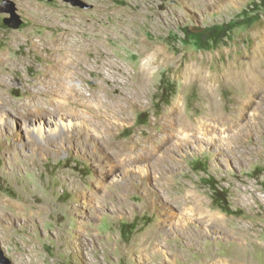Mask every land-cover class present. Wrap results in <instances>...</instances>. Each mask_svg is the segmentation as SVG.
<instances>
[{
    "label": "rangeland",
    "instance_id": "rangeland-1",
    "mask_svg": "<svg viewBox=\"0 0 264 264\" xmlns=\"http://www.w3.org/2000/svg\"><path fill=\"white\" fill-rule=\"evenodd\" d=\"M4 1L0 248L12 264H264V0H9L17 27ZM81 17L108 28L101 47L80 30L83 69L53 42ZM143 49L158 62L138 100L97 61L113 53L130 74ZM75 70L76 93L105 103L66 100ZM194 70L229 119L176 136L164 125L171 108L188 123L209 118ZM119 93L128 111L114 116Z\"/></svg>",
    "mask_w": 264,
    "mask_h": 264
},
{
    "label": "bare ground",
    "instance_id": "bare-ground-1",
    "mask_svg": "<svg viewBox=\"0 0 264 264\" xmlns=\"http://www.w3.org/2000/svg\"><path fill=\"white\" fill-rule=\"evenodd\" d=\"M43 10V9H42ZM41 10V11H42ZM71 13V12H70ZM87 13V12H86ZM72 14V13H71ZM92 20V19H91ZM72 21H74V24H69L66 28H64V33H62V35H60L58 38H56V40H54L53 42H59L61 41L62 44H65V47H67L69 45V49L70 51H66L65 49V55L66 56H70L69 61L66 60V64H69V62L72 64H76L78 67L80 68H85V64L88 62L87 58H83L82 55L84 54V50H85V37L83 36V38L85 40H82V38H80L79 34H84L83 32H81V29H85V28H90L92 29V37L93 40H95V45L93 46H99L101 47V45H104V41L102 40V34L103 31L108 29L106 26H101L100 28H97L96 24H94L93 22L90 24L87 20H83V18L81 17V19H73ZM79 28H78V27ZM88 35V34H86ZM85 35V36H86ZM91 37V35H90ZM145 44V43H144ZM91 46V44H90ZM145 45H142L141 47H144ZM146 48V47H145ZM149 49V48H148ZM63 50V51H64ZM91 50V49H90ZM151 50V49H150ZM62 51V50H61ZM262 51V50H261ZM64 53V52H63ZM91 53V52H90ZM140 56L142 58V64L140 65V67L138 68V70H136V72H131L130 74L127 73V71L120 66L119 62L117 63L114 59H113V53L111 54H107L104 57V60H98L97 63L101 64V66H105V67H109L110 69H113L115 71H118L119 73L122 74L123 79H125V83H124V87H132V89H136L135 93L132 94L133 99H138L141 100L142 98H144L145 96H147L149 94V79H150V75L153 71V67L155 66V63L157 61L156 58V53L154 54H149L147 49H143L140 52ZM89 57H91V54L87 53ZM105 54V53H104ZM74 55V56H72ZM102 56V55H101ZM104 56V55H103ZM102 56V57H103ZM116 57V56H115ZM61 58V57H60ZM98 58V57H97ZM159 58V57H158ZM59 60V59H58ZM90 61V60H89ZM158 62V61H157ZM262 67L258 66V71L260 73V77L264 80V55L262 58ZM139 63V62H137ZM5 65V64H3ZM136 65V64H135ZM98 67V66H97ZM245 64L243 63L241 65L242 70L244 71V76L245 77H249L251 74L250 72H247V69H244ZM75 68V67H74ZM78 69V68H77ZM195 69V68H194ZM240 69V68H239ZM256 69V67H255ZM241 70V69H240ZM237 71L235 73V76H237L236 78H238V76H240L241 72ZM6 70L2 67H0V78L3 77V72H5ZM69 71V70H68ZM131 70H129L130 72ZM83 72V71H82ZM204 71H195L192 73L193 76H195L198 80H202L205 87L204 91H205V112L207 113V116L209 117L208 120H193L192 122H187L182 114V108L181 106L178 107H173L170 109L169 114H167L163 119L165 121L164 125L166 127V129L169 130H173L177 135V132L182 135L183 131H192L195 133L200 132L201 130H203V128H205L208 125V121L211 120L214 122L215 127L217 126H221L224 123H226V120L229 119L226 116L224 117L219 110V104L217 102V97L215 95V91L214 90V85L210 84V80L208 76H206V74L203 73ZM257 72V71H256ZM83 74V73H82ZM117 74V73H116ZM115 74V75H116ZM60 75V74H59ZM79 73L78 71L75 70V72L70 74L71 77V83H70V87L68 90V94H67V98L66 100H70L72 99L75 103V101H79V102H86V101H90L92 98H96L98 100L101 101V103H105L101 97L98 98V95L94 92L91 95V99H85L87 97V95L85 96L84 92H80V93H76V91L78 90L79 86L82 85L80 82V78L79 77ZM114 75V74H113ZM55 76V75H54ZM257 76V75H256ZM83 78V77H82ZM235 78V79H236ZM259 78V77H258ZM59 79V78H58ZM84 79V78H83ZM245 79V78H244ZM255 79V78H254ZM85 80V79H84ZM118 81V80H117ZM1 82V81H0ZM56 82V80H55ZM201 82V81H200ZM255 82V81H254ZM261 82V81H260ZM264 82V81H263ZM121 83V82H120ZM247 85V89L249 91L253 90L256 92L254 85L249 81H247L246 79L243 80L240 78V80L238 81V85L239 86H243L245 87L244 90H246V86H244L243 84H248ZM49 84V83H48ZM53 84V83H52ZM119 84V83H118ZM260 84V83H259ZM57 85V84H56ZM203 85V86H204ZM260 85H264V83L260 84ZM64 86V85H63ZM214 86V87H213ZM84 87V86H83ZM102 87V86H101ZM55 89V88H54ZM61 89V88H60ZM122 89V88H121ZM89 90V89H88ZM105 90V89H104ZM237 90V89H236ZM241 90V89H240ZM259 93H262V87L260 86L259 89H257ZM53 91V90H52ZM55 91V90H54ZM86 91V90H85ZM90 91V90H89ZM92 91V90H91ZM238 91V90H237ZM236 91V92H237ZM107 92V91H106ZM53 93V92H52ZM56 92H54L55 94ZM204 93V92H203ZM61 94V93H60ZM59 94V95H60ZM108 94V93H107ZM120 94V93H119ZM42 95V94H41ZM48 95V94H47ZM58 95V96H59ZM100 95V94H99ZM111 95V94H110ZM247 97V93L244 94ZM149 96V95H148ZM240 97V96H239ZM4 99V98H3ZM204 99V97H203ZM116 100L119 102V106L114 110V116H122L125 115V112L128 111L126 106L123 104L124 101L128 100L126 99V96L124 93L120 94V96H116ZM1 101V100H0ZM52 100H48V102H51ZM95 101V100H94ZM132 102V101H131ZM142 102V101H141ZM9 103V102H8ZM73 103V102H72ZM102 103V104H103ZM239 104L241 106H239V108H242V104H244V106H246L247 108L251 107L252 104L247 105L245 103V101L243 102V99L239 98ZM61 105V104H60ZM91 105V104H90ZM22 106V105H21ZM15 107V106H14ZM106 107H109L108 105H106ZM21 108H24L26 110H31V106L30 105H25L22 106ZM240 108V109H241ZM112 109V108H111ZM238 109V108H237ZM236 109V110H237ZM5 110V109H4ZM15 110V109H14ZM90 110V109H89ZM103 110V109H102ZM240 111V110H239ZM15 112V111H14ZM18 112V111H17ZM26 112V111H25ZM28 114V113H27ZM150 141L154 144L157 142V136H151L149 137ZM148 140V139H147ZM200 202V201H199ZM200 204V203H199ZM205 206V205H204ZM206 221L208 222H213L217 224H222V220L219 219L216 215L213 216H209V217H205ZM227 221V220H225ZM229 221V220H228ZM232 222V221H231ZM227 229V228H226ZM230 229V228H229ZM243 230V229H242ZM246 230V229H245ZM243 244V243H242ZM245 245V244H244ZM243 245V246H244ZM246 249V248H245Z\"/></svg>",
    "mask_w": 264,
    "mask_h": 264
},
{
    "label": "water",
    "instance_id": "water-1",
    "mask_svg": "<svg viewBox=\"0 0 264 264\" xmlns=\"http://www.w3.org/2000/svg\"><path fill=\"white\" fill-rule=\"evenodd\" d=\"M52 1V0H50ZM75 5L81 4L78 0H71ZM2 12L10 14V18L6 19V22L12 27H17L21 23V18L17 12L16 5L9 0L4 1ZM0 264H12V261L5 255L4 251L0 248Z\"/></svg>",
    "mask_w": 264,
    "mask_h": 264
}]
</instances>
